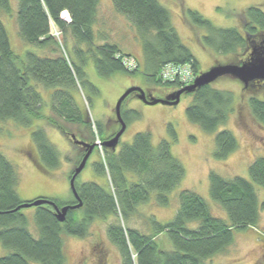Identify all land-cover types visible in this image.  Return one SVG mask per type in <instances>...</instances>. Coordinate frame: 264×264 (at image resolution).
I'll return each mask as SVG.
<instances>
[{
  "label": "trees",
  "instance_id": "trees-1",
  "mask_svg": "<svg viewBox=\"0 0 264 264\" xmlns=\"http://www.w3.org/2000/svg\"><path fill=\"white\" fill-rule=\"evenodd\" d=\"M100 2L18 0L16 22L19 36L34 50L21 57L13 51L1 18V14H12L11 1L0 0V133L3 131L1 126L7 122L29 128L36 121H46L50 127L68 136V127L44 115L43 97L38 89L43 87L52 90V111L87 131L88 140L105 142L114 137L115 133L107 134L100 123L93 125L89 117L81 113L73 95L78 85L95 90L85 72L90 61H93L97 73L107 79L118 73L134 76L141 69L135 57L99 31ZM112 3L116 13L126 18L142 42L144 70L151 84L170 93L185 87L179 79L175 82L162 80V70L170 64L190 66L194 77L202 73L198 59L174 28L170 10L159 0H112ZM64 14H68L70 22L63 18ZM189 14L193 26L207 32L202 42L221 55H232L239 50L244 54L249 50L251 52L252 44L259 42L254 34L264 31V12L258 7L246 12L248 28L245 36L237 28H214L198 12L189 11ZM53 27L65 36L68 33L72 36L75 47L71 59L66 57L61 44L52 36ZM99 38L103 44L97 43ZM125 59L137 61L136 70H128L123 63ZM244 92L264 93V84L244 87ZM185 95L193 99L186 109L188 119L208 133L227 124L234 111L235 98L228 91L206 86ZM249 108L253 118L264 124V100L251 97ZM122 118L128 124L139 120L140 113H126L122 107ZM168 128L175 140L173 126ZM32 140L39 154L38 162L32 160L34 164L43 172L56 168L59 153L44 130H35ZM238 147V140L231 131L223 130L215 137V156L218 160H226ZM117 150L103 148L104 158L93 164L96 175L106 180L105 186L96 182H77L76 191L83 206L69 211L64 223L57 220L53 207L36 208L38 238L30 231L24 209L17 211L24 204L17 192V171L0 153V248L8 251L0 258V264H67L64 236L84 239L96 220H116L108 227L107 235L118 248L122 264H208L209 260L234 244L235 232L259 227L264 203L260 204L254 185L264 188V158H257L250 166L251 181L240 177L227 180L210 173V196L224 209L228 222L214 217L202 196L186 190L178 196V210L171 222L161 224L155 218L148 219L152 235L123 228L119 219L128 222L141 205L152 200L153 194H157L159 205L169 206L170 195L183 181L186 171L182 162L172 154L171 144L164 140L154 146L150 133L137 134L132 144ZM81 162L82 155L79 154L75 168ZM73 173L70 174V181ZM54 202L60 209L78 204L75 197L64 205ZM193 223L198 224L197 228L189 227ZM161 234H166L172 244L170 250L157 242Z\"/></svg>",
  "mask_w": 264,
  "mask_h": 264
},
{
  "label": "rangeland",
  "instance_id": "rangeland-1",
  "mask_svg": "<svg viewBox=\"0 0 264 264\" xmlns=\"http://www.w3.org/2000/svg\"><path fill=\"white\" fill-rule=\"evenodd\" d=\"M10 1L12 14H1V18L8 31L13 51L25 57L27 52L34 50L21 41L16 22L18 0ZM159 2L170 10L173 26L183 43L198 59L201 72H206L217 64H239L246 54L239 50L232 55H221L208 48L204 41L199 40L203 39L207 32L193 26L189 11L198 12L216 29L237 28L244 36L248 28L245 18L248 9L258 7L264 12V0H159ZM98 19V29L102 35L105 33L108 39L121 45L125 52L133 49L137 53L138 46L142 42L136 38L137 32L126 18L116 13L112 0H101ZM51 34L61 44L66 57L71 59V53L75 47L72 36L69 33L66 36L63 35L56 27L52 28ZM254 35L257 41L264 39L262 30ZM97 43L103 44L102 39H97ZM82 48L86 49L85 46ZM140 67L141 69L134 76L118 73L107 79L97 73L93 61H90L85 72L95 90L78 85L77 91L73 94L81 113L88 116L93 125L100 123L107 134H112L120 129V125L116 122L115 109L119 99L127 90L128 84L134 83L136 87L150 91L157 99H162L169 93L151 84L145 74L144 65ZM211 86L217 90L231 92L235 98L234 111L230 114L227 124L212 133L205 132L188 119L186 109L193 102L190 96H182L178 106H149L136 96H131L125 101L124 112L136 111L140 113V119L126 124L127 129L120 140L117 152L122 146L132 144L137 134L150 133L154 146H158L164 140L171 144L172 154L182 162L186 174L180 185L170 195L169 206L159 205L156 201L157 194H153L152 200L141 205L128 222L125 223L121 218L119 219L123 228H132L140 231L141 234L152 235L153 231L148 219L155 218L161 224L171 222L178 210V196L186 190L202 196L208 202L214 217L229 221L224 209L210 196L209 176L211 172H214L227 180L240 177L251 181L250 166L257 158H264V124L253 118L249 99L258 97L264 100V93L244 92V85L230 77L220 79ZM38 89L43 97L44 115L68 127L71 133H77L79 126L69 123L68 120L52 111V90L43 87ZM171 125L176 132L175 140L168 131ZM1 127L3 131L0 133V153L13 164L17 171L19 177L17 192L20 200L31 203L44 198L58 201L62 205L72 202L74 196L69 177L75 168L80 150L58 129L50 127L46 121H36L29 128L18 127L13 122H7ZM38 128L44 130L47 139L59 153V165L56 168H48L45 172L32 161L38 162L39 159L37 148L32 140V133ZM223 130L231 131L235 135L239 147L226 160H218L215 156V137ZM83 133L85 137H90L87 131L84 130ZM95 134L97 135L96 131ZM103 158L104 151L98 148V152L92 155L77 182L81 184L96 182L105 186L106 180L97 176L93 169V164ZM254 186L262 205L264 188ZM36 210L35 207L24 209L23 213L28 218L30 231L38 238ZM115 221L114 218L107 221H94L90 226L89 234L84 239L64 236L67 264H122L118 248L109 241L107 235L108 227ZM197 226V223H193L189 227L195 229ZM156 240L163 248L169 250L172 248L166 234L159 235ZM6 254L8 251L0 248V258ZM207 263L264 264V210L261 209L258 228L235 232L234 244Z\"/></svg>",
  "mask_w": 264,
  "mask_h": 264
},
{
  "label": "water",
  "instance_id": "water-1",
  "mask_svg": "<svg viewBox=\"0 0 264 264\" xmlns=\"http://www.w3.org/2000/svg\"><path fill=\"white\" fill-rule=\"evenodd\" d=\"M251 50V58L248 62L242 63L240 65L217 64L208 71L199 74L192 85L186 86L178 91H175L163 99H157L153 96H147L145 90L140 87L133 86L128 88L122 95V97L119 99L115 109L117 122L121 125V129L111 140L105 141L102 144H99L98 142L90 144L83 140L77 139V136L75 134L71 136V140L72 142H74V144L81 146L83 149L86 150L85 157L83 158L80 165L77 166L74 170V174L70 181L71 191L78 204L74 206H65L60 209L54 201L42 198L31 203H24L17 209V211L34 207L38 208L42 206H50L54 208L57 220L60 223H64L66 221L69 211L79 210L83 206L76 191V180L85 170L88 161L95 149L101 146L102 148H107L116 151L122 136L126 132L127 125L122 118V107L129 97L135 95L139 100L149 106H178L184 94H192L196 90L206 86H211L220 79L226 77L233 78L238 82L242 83L245 88H249L256 82H264V39H262L258 43L254 42L252 44Z\"/></svg>",
  "mask_w": 264,
  "mask_h": 264
},
{
  "label": "built area",
  "instance_id": "built-area-1",
  "mask_svg": "<svg viewBox=\"0 0 264 264\" xmlns=\"http://www.w3.org/2000/svg\"><path fill=\"white\" fill-rule=\"evenodd\" d=\"M66 19L69 22L71 21L69 19L68 14H66ZM123 63L124 66L130 71L136 70L137 68V63L133 59H125ZM161 78L164 82H175L177 79H179L185 86L192 85L196 79V77L193 76L190 66H181L173 64L166 66L162 70ZM98 143L100 144L99 140Z\"/></svg>",
  "mask_w": 264,
  "mask_h": 264
},
{
  "label": "flooded vegetation",
  "instance_id": "flooded-vegetation-1",
  "mask_svg": "<svg viewBox=\"0 0 264 264\" xmlns=\"http://www.w3.org/2000/svg\"><path fill=\"white\" fill-rule=\"evenodd\" d=\"M204 38V37H203ZM200 41L201 40H203V39H199ZM250 58H251V52H250V50L249 51H247V53H246V55L244 56V60H241V61H239V65L240 64H242V63H245V62H248L249 60H250ZM257 84H264V82H256ZM255 84V83H254ZM145 90V89H144ZM145 92H146V95L147 96H153L152 95V93L150 92V91H148V90H145ZM171 93L169 92L168 94H166V95H164L163 96V98H166L167 96H169ZM162 98V99H163ZM116 122H117V120H116ZM118 123V122H117ZM119 124V123H118ZM120 125V124H119ZM120 129H121V125H120ZM120 129L117 131V132H115L114 131V133H115V135L120 131ZM83 129H78V132L77 133H74L76 136H77V139H79V140H83V141H85V142H87V143H90V144H92V143H95V142H92L91 140H88V138L87 137H85V135H84V133H83V131H82ZM114 133H112V134H114ZM73 135V133H71V131L69 132V134H68V136L66 137L72 144H74V142H72V140H71V136ZM114 135V136H115ZM108 141V140H107ZM100 143L102 144L103 142L100 140ZM120 144V143H119ZM79 150H80V155H82V160H83V158L85 157V155H86V150L85 149H83L81 146H78V145H76V144H74ZM119 146V145H118ZM118 148V147H117ZM97 149H98V147L95 149V151L93 152V154H95V152H97ZM92 154V155H93ZM92 157V156H91ZM90 157V158H91ZM90 160V159H89ZM89 162V161H88ZM88 165V164H87ZM87 167V166H86ZM76 168H74V170H75ZM86 169V168H85ZM74 170H73V172H74ZM83 173V172H82ZM74 174V173H73ZM79 178V177H78ZM77 178V179H78ZM76 184H77V180H76ZM75 204H73V205H67V206H74ZM103 260V259H102Z\"/></svg>",
  "mask_w": 264,
  "mask_h": 264
},
{
  "label": "crops",
  "instance_id": "crops-1",
  "mask_svg": "<svg viewBox=\"0 0 264 264\" xmlns=\"http://www.w3.org/2000/svg\"><path fill=\"white\" fill-rule=\"evenodd\" d=\"M138 49L139 50H137V53L133 49H132L133 51L131 49H129V51L126 52V53H128L131 56L135 57L139 61L140 66L142 65V67H143V64H144V61H143L144 60V54H143V49H142V45L141 44H139ZM133 86H136V84L131 83V84H128L126 87L128 89V88L133 87Z\"/></svg>",
  "mask_w": 264,
  "mask_h": 264
},
{
  "label": "bare ground",
  "instance_id": "bare-ground-1",
  "mask_svg": "<svg viewBox=\"0 0 264 264\" xmlns=\"http://www.w3.org/2000/svg\"><path fill=\"white\" fill-rule=\"evenodd\" d=\"M63 18H64V19L66 18V14L63 15Z\"/></svg>",
  "mask_w": 264,
  "mask_h": 264
}]
</instances>
